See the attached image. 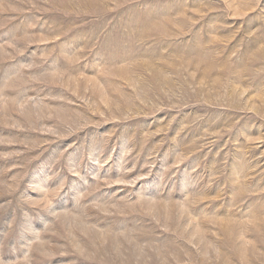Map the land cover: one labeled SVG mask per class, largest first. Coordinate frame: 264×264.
<instances>
[{
  "label": "rangeland",
  "instance_id": "1",
  "mask_svg": "<svg viewBox=\"0 0 264 264\" xmlns=\"http://www.w3.org/2000/svg\"><path fill=\"white\" fill-rule=\"evenodd\" d=\"M0 264H264V0H0Z\"/></svg>",
  "mask_w": 264,
  "mask_h": 264
}]
</instances>
